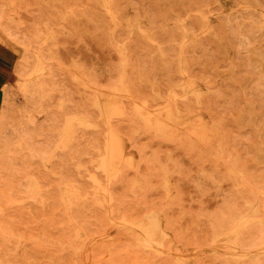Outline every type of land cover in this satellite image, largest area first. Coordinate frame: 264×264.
<instances>
[{
  "label": "rangeland",
  "instance_id": "rangeland-1",
  "mask_svg": "<svg viewBox=\"0 0 264 264\" xmlns=\"http://www.w3.org/2000/svg\"><path fill=\"white\" fill-rule=\"evenodd\" d=\"M0 64V264H264V0H0Z\"/></svg>",
  "mask_w": 264,
  "mask_h": 264
},
{
  "label": "bare ground",
  "instance_id": "bare-ground-1",
  "mask_svg": "<svg viewBox=\"0 0 264 264\" xmlns=\"http://www.w3.org/2000/svg\"><path fill=\"white\" fill-rule=\"evenodd\" d=\"M3 27V26H2ZM7 35V34H6ZM8 37H10V36H8ZM11 39V38H10ZM14 43H16V42H14ZM15 63V62H14ZM17 67V66H16ZM13 72V71H12ZM114 96V95H113ZM112 103V102H111ZM110 105V104H109ZM115 108V107H114ZM192 136V135H191ZM112 137H115L114 135L112 136ZM120 137V136H119ZM119 137H117V139H118V143H117V145H115V147H116V149H114V151H112V153H111V155H112V157H111V160L114 158V157H118V158H120V156L119 155H121V150H123V147L125 146V142L122 140V139H124V138H122L121 139V137L119 138ZM113 148V147H112ZM124 153V152H123ZM130 155H131V153H130ZM117 158V159H118ZM103 161V160H102ZM112 164V163H111ZM137 223V222H136ZM139 225V224H138ZM136 228V227H135ZM150 232V230L148 229L145 233H149ZM160 234V233H159ZM141 235V234H140ZM143 238V237H142ZM155 248V247H154Z\"/></svg>",
  "mask_w": 264,
  "mask_h": 264
},
{
  "label": "crops",
  "instance_id": "crops-1",
  "mask_svg": "<svg viewBox=\"0 0 264 264\" xmlns=\"http://www.w3.org/2000/svg\"><path fill=\"white\" fill-rule=\"evenodd\" d=\"M6 66H4V65H1L0 64V82H2L3 81V79H5L4 77H6Z\"/></svg>",
  "mask_w": 264,
  "mask_h": 264
}]
</instances>
